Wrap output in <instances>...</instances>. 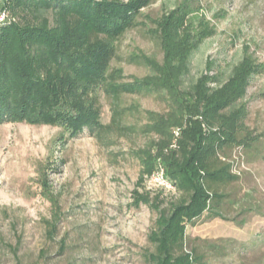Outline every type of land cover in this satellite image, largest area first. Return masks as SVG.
Listing matches in <instances>:
<instances>
[{"label":"rangeland","instance_id":"obj_1","mask_svg":"<svg viewBox=\"0 0 264 264\" xmlns=\"http://www.w3.org/2000/svg\"><path fill=\"white\" fill-rule=\"evenodd\" d=\"M179 6L199 17L194 33H208L190 56L183 86L207 61L221 81L244 52L261 65L244 97L246 123L260 139L231 152L238 179L217 185L222 197L212 209L221 215L205 212L187 223L184 247L194 264H264V0H153L115 41L110 72L118 83L153 78V61L163 58L153 20ZM93 96L101 122L110 123L116 109L122 128L97 139L87 132L69 138L62 126L0 124V264H150L157 211L134 207L131 192L140 171L136 152L149 141L140 129L150 112L165 109L164 97L143 91L114 99L97 87ZM143 189L163 191L161 207L179 196L155 176ZM54 217L49 239L46 220Z\"/></svg>","mask_w":264,"mask_h":264},{"label":"trees","instance_id":"obj_2","mask_svg":"<svg viewBox=\"0 0 264 264\" xmlns=\"http://www.w3.org/2000/svg\"><path fill=\"white\" fill-rule=\"evenodd\" d=\"M152 1L3 0L8 20L0 22V124L62 126L69 138L87 132L99 139L122 126L116 109L110 123L101 122L94 87L114 99L122 93L160 92L165 109L150 112L140 129L149 141L136 152L140 171L132 204L157 211L148 234L150 264H194L196 257L184 247L186 224L205 212L221 215L212 209L222 197L217 185L238 179L228 157L260 139L246 123L244 97L261 65L244 52L221 81L207 61L204 71L183 86L190 56L208 33H194L190 25L199 17L179 6L153 20L163 52L162 64L153 61V78L118 83L110 72L114 43L137 25ZM159 170L179 195L164 207L163 191L139 190ZM57 222L56 217L46 220L49 239Z\"/></svg>","mask_w":264,"mask_h":264},{"label":"built area","instance_id":"obj_3","mask_svg":"<svg viewBox=\"0 0 264 264\" xmlns=\"http://www.w3.org/2000/svg\"><path fill=\"white\" fill-rule=\"evenodd\" d=\"M3 0H0V22H4L8 20V15L7 11L2 7ZM153 176L156 177L159 181H163L164 183L168 184L164 179H163V172L162 170L157 171Z\"/></svg>","mask_w":264,"mask_h":264}]
</instances>
